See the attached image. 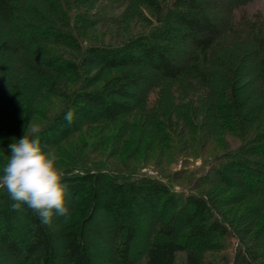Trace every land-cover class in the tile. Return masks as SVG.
<instances>
[{"label":"trees","instance_id":"trees-1","mask_svg":"<svg viewBox=\"0 0 264 264\" xmlns=\"http://www.w3.org/2000/svg\"><path fill=\"white\" fill-rule=\"evenodd\" d=\"M252 1L0 0V160L39 117L48 150L81 127L135 120V153L155 138L204 164L175 190L167 175L62 152L58 221L0 191L4 262L264 264V13L243 11ZM43 97L60 107L48 114Z\"/></svg>","mask_w":264,"mask_h":264},{"label":"rangeland","instance_id":"rangeland-1","mask_svg":"<svg viewBox=\"0 0 264 264\" xmlns=\"http://www.w3.org/2000/svg\"><path fill=\"white\" fill-rule=\"evenodd\" d=\"M243 11L252 14L256 12L264 13V0H253L249 3ZM119 9L113 11L111 14H117ZM236 14L241 15V12L238 11ZM131 27L139 26L138 20L132 19L131 21H126ZM107 25H100L95 30V32H90L89 37H86L84 44L94 42V35L97 32L103 33ZM115 27V26H113ZM91 36V37H90ZM93 40V41H92ZM26 87V85L24 86ZM28 95H25V97ZM163 100L158 95L150 94L149 104L154 106L157 102ZM42 105L44 109H47L48 114H52L60 107L58 99H50L43 97ZM45 122L44 119L37 117L34 119V124L32 125L35 129L39 128ZM128 127L125 131L126 126ZM143 123L136 122L135 120H129L124 124L109 125L108 123H99L96 125H88L81 127L80 130L75 133L72 137H66L58 147L51 149L50 152L55 155L57 160H63L65 158L64 154H72L78 156L82 161L85 162H101L112 164L115 166L117 171L123 172L125 168H140V173H146L150 175H156L161 173L162 175H167L170 177L174 184L175 190H180V186H187L190 179L199 176L204 170V164L202 160V155L200 152L195 151L191 154V151H184L183 149L179 151L178 149L172 150H161L159 151L160 145L155 143V138L144 140V144L140 150V153L136 152L137 138H141L139 130H142L144 127ZM147 128V127H146ZM119 133V135H118ZM124 134L122 137L120 134ZM160 140V137H157ZM226 141L230 144V148L234 147L237 144V139L234 137H226ZM158 142V141H156ZM154 144V145H153ZM158 146L156 151L148 152L147 146ZM140 145H138V148ZM213 143L205 145V155L206 157L210 154L215 153ZM214 149V150H213ZM64 152V154L62 153ZM168 154L167 155H165ZM203 154V156H204ZM55 160V163L56 161ZM244 244L248 241H251L253 234L244 236ZM234 238H230V246L227 250L229 255L232 254V245ZM5 257L2 255V250L0 249V263L8 264L4 262Z\"/></svg>","mask_w":264,"mask_h":264},{"label":"clouds","instance_id":"clouds-1","mask_svg":"<svg viewBox=\"0 0 264 264\" xmlns=\"http://www.w3.org/2000/svg\"><path fill=\"white\" fill-rule=\"evenodd\" d=\"M70 117L66 111L64 118ZM35 132L34 126L31 134L25 129L7 145L9 152L0 160V191L7 192L12 208L26 204L40 221L46 216L58 221L66 213L57 206L56 157Z\"/></svg>","mask_w":264,"mask_h":264}]
</instances>
